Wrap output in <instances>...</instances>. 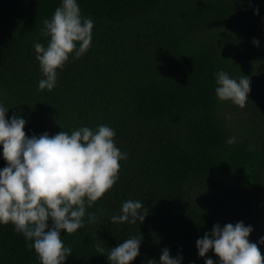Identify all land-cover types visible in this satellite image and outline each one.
Instances as JSON below:
<instances>
[{"label":"trees","instance_id":"1","mask_svg":"<svg viewBox=\"0 0 264 264\" xmlns=\"http://www.w3.org/2000/svg\"><path fill=\"white\" fill-rule=\"evenodd\" d=\"M60 3L0 0L6 115L23 116L29 136L107 124L127 153L84 226L62 230L72 249L64 264H109L110 248L133 235L142 243L131 264L159 261L165 246L182 264H204L219 258L211 250L199 257L196 240L215 223L251 225L250 242L264 236V0H78L95 22L92 46L70 54L52 90H39L33 45H47L43 21ZM220 69L249 77L243 108L216 96ZM128 199L142 201L144 221L113 223ZM30 243L11 222L0 224V264H41Z\"/></svg>","mask_w":264,"mask_h":264},{"label":"clouds","instance_id":"2","mask_svg":"<svg viewBox=\"0 0 264 264\" xmlns=\"http://www.w3.org/2000/svg\"><path fill=\"white\" fill-rule=\"evenodd\" d=\"M259 14V7H254ZM94 20L84 17L78 0H61L50 19L45 18L41 32L48 37L47 45L34 42L36 60L42 79L39 90H52L57 83L58 69H62L70 54L79 58L92 46ZM252 43L259 46L260 41ZM215 94L243 108L249 100L250 79L242 75L232 77L224 69L215 74ZM0 101V156L6 161L0 168V224L11 222L16 231L31 241L41 264H64L72 249L62 240V230L74 233L82 228L88 207L108 191L118 180L120 161L127 153L116 145L115 129L107 124L95 128L77 127L70 133L60 131L49 135H26L27 120L13 113ZM235 142L230 137L227 143ZM143 203L128 199L119 214L112 215L113 223L136 224L145 219ZM51 220V224H49ZM96 214L87 212V222L94 223ZM251 225L243 221L215 223L212 229L196 240L198 256L206 257L211 250L219 258L207 257L204 264H264L258 244L264 236L250 242ZM142 239L131 236L111 247L107 253L109 264H131L140 255ZM104 254V248L97 244ZM181 253L173 256L168 247L161 250L159 261L147 264H182ZM195 264V262H190Z\"/></svg>","mask_w":264,"mask_h":264}]
</instances>
